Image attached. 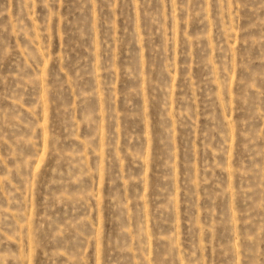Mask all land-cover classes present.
<instances>
[{"label": "rangeland", "instance_id": "1", "mask_svg": "<svg viewBox=\"0 0 264 264\" xmlns=\"http://www.w3.org/2000/svg\"><path fill=\"white\" fill-rule=\"evenodd\" d=\"M0 264H264V0H0Z\"/></svg>", "mask_w": 264, "mask_h": 264}]
</instances>
